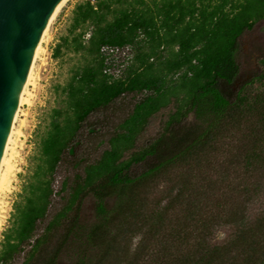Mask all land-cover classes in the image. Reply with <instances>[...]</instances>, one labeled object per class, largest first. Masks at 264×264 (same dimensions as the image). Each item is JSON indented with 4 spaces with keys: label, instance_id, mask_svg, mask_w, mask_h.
<instances>
[{
    "label": "trees",
    "instance_id": "trees-1",
    "mask_svg": "<svg viewBox=\"0 0 264 264\" xmlns=\"http://www.w3.org/2000/svg\"><path fill=\"white\" fill-rule=\"evenodd\" d=\"M263 20L264 0L78 2L53 55L59 58L65 49L79 60L67 82L56 87L61 102L39 134L31 174L0 246V264H60L65 258L72 264H105L115 253V264H138L144 245L123 258L117 244L146 223L154 237L167 225L172 229L159 241L156 264H237L240 256L243 264H264V248L257 252L260 259L255 256L246 204L227 213L225 222L237 227L236 238L218 246L211 242L216 218H201L193 227L173 224L168 209L147 213L144 195L172 170L203 155L224 123L244 113L246 85H239L238 56L243 37ZM152 59L167 69L141 72L134 65ZM258 77L264 79V68ZM133 92L143 97L93 157L105 143L110 108ZM181 93L186 108L171 116L158 137L127 156L150 116ZM249 191L242 193L248 197ZM88 197L95 201L91 223L81 216ZM206 197L201 190V202ZM236 243L239 251L232 255Z\"/></svg>",
    "mask_w": 264,
    "mask_h": 264
},
{
    "label": "rangeland",
    "instance_id": "rangeland-1",
    "mask_svg": "<svg viewBox=\"0 0 264 264\" xmlns=\"http://www.w3.org/2000/svg\"><path fill=\"white\" fill-rule=\"evenodd\" d=\"M80 1L82 0H69L44 37L33 71V84L29 85V93L26 95L31 104H23L17 115V130L22 131L24 135L22 137L18 134L14 135L15 147L19 153L13 158V162L17 164V171L10 191L3 194L7 217L0 226V246L4 233L11 224L15 202L20 199L23 186L31 174V159L37 150L39 134L45 130L50 121L51 109L61 102L56 87L67 82L71 69L79 60V56L65 49L59 58H55L53 53L60 39L68 34L73 10ZM238 59L241 65L239 85H246L244 113L239 119L224 123L219 138L203 155L199 154L189 165L175 168L166 178L152 184L148 193L144 194L147 197L145 209L147 213L168 209L169 222L170 220H173V224L186 222L192 227L199 223L201 218L204 220L216 218L218 225L214 229L211 242L223 246L233 243L237 233L234 224L225 222V218L229 217L226 216L227 213L235 210L239 205L246 204L248 223L254 228L252 230L255 233L252 239L256 241L255 256L260 259L257 252L264 248V106H262L264 79L259 78L258 74L264 68V20L243 37ZM135 62V67L141 72L152 70L159 73L167 69V64L162 63L161 60L152 59L149 63ZM183 71L184 69L180 70L175 77L179 78ZM182 96L183 93L179 98L172 96L168 105L162 106L150 116L138 135L136 147L131 149L127 156L158 137L171 116L181 106L183 110L186 108ZM142 97L143 93H127L110 108L108 112L110 126L106 130L107 134L103 136L105 143L94 150L93 157L99 156L97 154L107 146L119 122L132 112ZM62 177L63 171L58 175V186ZM245 188L250 190L248 197L242 193ZM201 190L207 192V197L203 198L202 202ZM189 211H194L193 218L189 215ZM81 214L83 221L91 223L95 220V201L92 197L85 200ZM145 225L139 233L120 239V243L117 244L119 249L117 256L124 254L123 258H130L141 245H144L145 254L138 264H156L159 241L167 240L172 229L167 225L161 234L154 237L149 229L151 224ZM251 238L249 233L246 238V243L249 245ZM237 243L232 255H236L239 251ZM116 254L106 259L105 264H115ZM237 259L239 264H243L242 256ZM60 264H72V262L65 258Z\"/></svg>",
    "mask_w": 264,
    "mask_h": 264
},
{
    "label": "water",
    "instance_id": "water-1",
    "mask_svg": "<svg viewBox=\"0 0 264 264\" xmlns=\"http://www.w3.org/2000/svg\"><path fill=\"white\" fill-rule=\"evenodd\" d=\"M61 0H0V177L17 129L20 97L48 24Z\"/></svg>",
    "mask_w": 264,
    "mask_h": 264
},
{
    "label": "bare ground",
    "instance_id": "bare-ground-1",
    "mask_svg": "<svg viewBox=\"0 0 264 264\" xmlns=\"http://www.w3.org/2000/svg\"><path fill=\"white\" fill-rule=\"evenodd\" d=\"M68 1L69 0H61L60 3L58 4V6L56 7L55 11L53 12L51 17L49 18L48 24L46 26L43 37L41 39L40 45L38 47L37 53L35 55L34 61L32 63L31 69H30L29 74H28V87H29V85L33 84V78H34V72L33 71H34V67H35V63L37 61V58L39 57V54H40L41 49H42V42L44 40V37L47 35L49 28L51 27L52 23L57 18V16L61 12L62 8L65 6V4ZM28 93H29V88H28ZM28 93H26L25 95H23L22 97L19 98L21 105H23L25 103L31 104L30 99L26 97V95ZM20 110L21 109H19L17 111V115L19 114L18 112ZM15 134H18L21 137L24 135L22 131L17 130V129H15L11 133H9V139H10L11 147H10V150H9V153H8V156H7V159H6V162H5L1 177H0V226L3 225L5 218L7 217L5 215V212L7 210L4 209L5 202H4L3 194H6L8 191H10L11 184L14 181V177H15L16 171H17V164L13 162V158L19 155V153L15 147V145H16V142H15L16 139L14 138Z\"/></svg>",
    "mask_w": 264,
    "mask_h": 264
}]
</instances>
